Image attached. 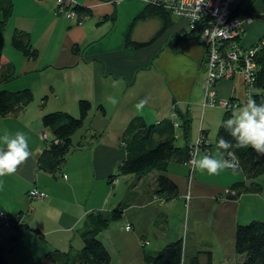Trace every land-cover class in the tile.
<instances>
[{
    "label": "crops",
    "instance_id": "0c3cea01",
    "mask_svg": "<svg viewBox=\"0 0 264 264\" xmlns=\"http://www.w3.org/2000/svg\"><path fill=\"white\" fill-rule=\"evenodd\" d=\"M54 2L12 0V15L0 25V52L12 62L16 76L2 88H29L34 97L18 116L0 117V135L24 132L31 152L15 174L0 177V212L10 215L13 223L0 220V243L7 246V264H53L48 252L79 250L86 214L109 211L119 202L125 205L123 218L97 235L110 254L111 264H146V255H155L179 239L182 264H189L194 254L201 264H239L234 251L237 224L264 220V188L233 199L226 197L230 185L247 183L241 170L240 175L226 169L213 176L201 172L195 163L190 173L185 162L170 161L166 175L176 184L178 194L169 201L154 193L152 181L158 171L138 180L133 175L118 176L112 184L108 180L124 158L120 137L135 116L151 123L173 116V108L187 110L191 117L201 107L205 118L199 125L191 120L187 141L202 135L199 153L215 155L218 151L215 138L224 113L216 110L224 108L202 107L204 48L189 38L175 39L185 23L173 15L169 28L150 45L140 50L125 47L128 25L145 6L143 0H73L90 10L81 19L57 15ZM129 2L134 11L116 30L118 7ZM242 6L264 15V0H250ZM159 27L153 18L139 22L130 37L137 42L149 41ZM16 29L28 32L29 41L39 52L36 60L25 59L11 47L9 40ZM243 32L241 45L251 46L263 37L264 21L253 17L244 22ZM73 44L78 45L79 54L72 53ZM41 72L45 77L40 79ZM236 77L241 76L220 80L214 89L218 98L238 100L241 106L244 99L237 96L240 84ZM40 90L43 94L37 97ZM43 96L48 101L41 109ZM79 99H88L92 109L71 140L77 144L96 133L97 141L72 151L54 176L37 170L35 161L44 148L43 137L51 139L50 132L41 127L40 116L53 110L76 116ZM142 100L146 103L138 109L136 105ZM187 141L181 139L179 146ZM34 188L44 193V200L26 198ZM14 236L19 237L11 247L9 240Z\"/></svg>",
    "mask_w": 264,
    "mask_h": 264
},
{
    "label": "trees",
    "instance_id": "16d2710c",
    "mask_svg": "<svg viewBox=\"0 0 264 264\" xmlns=\"http://www.w3.org/2000/svg\"><path fill=\"white\" fill-rule=\"evenodd\" d=\"M143 3H145V6L138 11L128 25L129 29L124 41L125 47L140 50L159 38L170 26L172 14L168 10L161 5L147 3L144 0ZM249 6L243 7L241 2L235 0V3L230 7L231 15L243 16L249 19L255 17L260 21H264V15L253 14ZM70 8L75 10V17L78 19L90 13V10L85 8V6L75 5ZM11 15L12 0H0V25L4 26ZM109 16L111 19L114 17L112 14ZM151 18L158 20L160 25L151 40L144 42L133 40L130 35L135 25ZM186 31L185 23V28L179 34H176L175 39L189 38L197 42L200 30H188L187 33ZM263 40L264 35L251 45V48L254 47L256 49L252 53V60L256 65V69L253 73L252 85L254 92H252L251 96L256 100L257 104L264 103ZM9 42L11 47L16 52L21 53L25 59L36 60L38 58L39 52L29 41L28 32L14 30ZM71 51L74 54L80 53L77 44H73ZM15 77L14 65L0 52V117L18 116L34 99L33 93L29 88H20L19 90L2 88L3 84ZM46 100L47 97L43 96L39 108L44 109ZM98 106L103 112L102 105ZM77 107L78 114L76 115L78 116L76 117H73L75 115L72 116L66 110L43 112L40 116L41 127L50 132L51 139L43 137L44 148L40 151L35 161L37 170L54 176L65 164L67 156L72 151L77 150V148H88V146L97 141L98 134L90 133L87 138L81 139L77 144H73L72 135L84 125L87 115L92 109L91 102L88 99H79ZM224 111L216 132L215 145H217L216 141L219 136H223L232 142L233 147L229 152L234 153L238 157V170H241L247 180V183L236 181V183L230 185L226 197L233 199L247 192L258 193L264 188V154H259L250 147H236V141L222 126L223 121L231 118L233 111L225 109ZM173 113L171 117L151 123H147L140 116L132 118L125 126L126 128L120 137L121 144L125 150L124 158L117 165L116 173L108 178L109 184H112V181L118 176L133 175L135 180H138L148 173L158 171L152 181L154 193L164 196L165 201L177 196L176 184L167 177L166 169L170 161L186 162L188 159L191 143H188L187 140L191 129V117L187 110L182 112L177 108H173ZM180 137L182 140L187 141L183 146L176 144ZM219 150L223 152L222 149ZM227 153L224 152V156ZM124 211L125 205L121 202L113 205V208L109 211L92 210L84 217V223L80 229L79 238L83 243L82 247L71 253L53 250L48 252V258L53 264H111L110 254L102 242L98 240L97 235L115 221L121 220ZM9 217L11 216L9 215ZM10 221H12L11 218ZM234 234L235 255L241 257L239 264H264V220L251 219L246 223H238ZM18 237L10 238L9 244L11 247L14 246ZM182 250L181 239L171 241V243L164 245L157 254L146 255L144 260L146 264H182ZM6 252L7 246L0 243V264H7ZM189 264H201L197 254L190 257ZM206 264H210V261Z\"/></svg>",
    "mask_w": 264,
    "mask_h": 264
},
{
    "label": "built area",
    "instance_id": "2783aa9c",
    "mask_svg": "<svg viewBox=\"0 0 264 264\" xmlns=\"http://www.w3.org/2000/svg\"><path fill=\"white\" fill-rule=\"evenodd\" d=\"M147 3L162 5L172 15L186 23V33L191 30H200L197 43L205 49L206 75L203 83L204 104L218 106L225 110H232L236 103L232 99H223L216 96L215 83L223 79H230L235 73L236 63H240L246 88L245 103L253 90V73L256 65L252 60L255 48H243L237 43L240 38L242 21L231 15V5L234 0H144ZM71 1L55 0L57 14H63L67 18L75 17V11L70 8ZM251 22V19L247 18ZM183 37V35H182ZM223 44H227L223 46ZM204 137L199 135L190 144L187 165L192 171V165L196 159L195 149L200 150ZM225 160H231L229 153ZM30 198H43V194L37 189L28 193ZM3 222L9 224V215L0 212ZM129 227L126 225L125 227Z\"/></svg>",
    "mask_w": 264,
    "mask_h": 264
},
{
    "label": "clouds",
    "instance_id": "9594fccd",
    "mask_svg": "<svg viewBox=\"0 0 264 264\" xmlns=\"http://www.w3.org/2000/svg\"><path fill=\"white\" fill-rule=\"evenodd\" d=\"M116 103L115 100L112 101ZM146 101H140L136 107L143 108ZM222 126L236 141V147L248 148L253 151L264 154V103L257 104L256 100L249 95L246 103L239 106L231 118L222 122ZM218 151L215 155L199 153L195 149L198 159L194 161L195 166L208 175H218L220 172L231 169L236 173L239 168L238 157L229 152L233 147L231 141L223 136L217 138ZM0 177L10 176L16 173L18 167L25 163L31 156L29 151L28 137L22 131H16L14 134L5 131L0 135ZM222 149V151H219ZM228 152L231 160H225L223 153ZM3 187L0 182V188Z\"/></svg>",
    "mask_w": 264,
    "mask_h": 264
},
{
    "label": "rangeland",
    "instance_id": "374dc122",
    "mask_svg": "<svg viewBox=\"0 0 264 264\" xmlns=\"http://www.w3.org/2000/svg\"><path fill=\"white\" fill-rule=\"evenodd\" d=\"M238 2H241V3H243L244 5H246V4H248L249 2H250V0H237ZM133 3L132 2H129V3H127V4H124V5H122L121 7H118V20H117V22H116V26H117V29L116 30H118L119 29V27H121L120 25L121 24H123V23H125V22H127V19L129 20V17H131L130 16V13L132 12V11H134L133 9H134V6L132 5ZM259 4H261V1H259L258 2V5ZM152 29H153V26H152ZM179 34V33H178ZM246 34V33H245ZM41 74H44V72H41L39 75H40V79L41 78H44L45 77V75H41ZM238 81V83L240 84V86H238V89H237V96L239 97V99H241L242 100V97H243V99H244V102L242 103V104H244L245 103V88H243V86L241 85V83H242V78L241 77H236L235 78V81ZM242 87V88H241ZM202 90H203V88H202ZM43 94V90H40L39 92H38V94H37V97H39V96H41ZM47 97H49V94H47ZM50 98V97H49ZM224 99V98H223ZM225 99H229V98H225ZM49 100H53V99H49ZM204 100V90H203V99H202V101ZM47 101H48V99H47ZM235 101V103H236V106L234 107V108H236V107H238V106H240L239 105V101L238 100H234ZM241 104V103H240ZM241 104V105H242ZM204 101H203V104H202V107H204ZM206 106V105H205ZM212 106H214V105H212ZM208 107V106H207ZM204 108L205 110H209V108ZM218 107V106H217ZM233 108V109H234ZM217 112H219L220 114L221 113H224L225 111H224V109H221V110H216ZM234 111H235V109H234ZM195 112H198L197 114L196 113H194V111H193V114L191 115V120H194V124H198L199 125V123H201V121H202V119L203 118H205L204 117V115H203V112H202V109H201V107L198 109V110H196ZM78 114V113H77ZM71 115V114H70ZM73 116V115H72ZM76 116H78V115H76ZM76 116H73V117H76ZM180 143H181V139H178V141L176 142V144L177 145H180ZM224 159H225V157H223ZM231 170V169H230ZM231 172H232V170H231ZM238 175H240V170H238L237 172H236ZM232 174H235V173H232ZM120 178H121V176H120ZM12 187L13 188H15L16 187V184H13L12 185ZM186 196H190V192H187L186 193ZM26 198H27V196H26ZM39 200H42V199H40V198H38ZM0 220H1V218H0ZM2 221V220H1ZM8 222H9V224H11L12 223V221H10V219L8 220ZM0 229H2V227H0ZM238 258L240 259L241 257H239L238 256ZM240 262H241V260H240Z\"/></svg>",
    "mask_w": 264,
    "mask_h": 264
},
{
    "label": "bare ground",
    "instance_id": "6f19581e",
    "mask_svg": "<svg viewBox=\"0 0 264 264\" xmlns=\"http://www.w3.org/2000/svg\"><path fill=\"white\" fill-rule=\"evenodd\" d=\"M69 1H71V3H70V7L72 6V7H74L75 5H78L77 3H74L73 2V0H69ZM234 3H235V0H234ZM153 4V3H152ZM80 6V5H79ZM162 6V5H161ZM163 7V6H162ZM54 10H55V13H56V7H55V2H54ZM74 10V9H73ZM75 11V10H74ZM57 14V13H56ZM57 15H62V16H64L63 14H57ZM75 15H76V13H75ZM65 17V16H64ZM236 17H238V16H236ZM65 18H67V17H65ZM71 18H74V17H71ZM71 18H68V19H71ZM83 18V17H82ZM238 18H240L241 19V21H242V29H241V35H240V38H238L237 39V43L239 44V46H242L243 48H251V46H248V47H245V46H243V45H241V43H240V40L242 39V37H243V35H244V32H243V27H244V22H246L247 21V18L246 17H243V16H239ZM255 18V17H254ZM251 20H252V18H251ZM248 23H249V21H247ZM176 37V36H175ZM180 39H183V38H180ZM262 42H264V40L262 41ZM227 44H223V46H226ZM202 46V45H201ZM203 47V46H202ZM204 48V47H203ZM254 48V47H253ZM204 52H205V49H204ZM205 58H206V56H205ZM236 67H235V73L236 74H233L232 76H231V78L234 76V75H239V76H241L242 77V75L240 74L241 72H242V67L243 66H241V64L240 63H236V65H235ZM204 67H205V60H204ZM205 75H206V67H205ZM204 78H205V76H204ZM230 78V79H231ZM205 80V79H204ZM203 83H204V81H203ZM242 85H243V88H245V85H244V77H242ZM202 88H203V85H202ZM252 88H253V85H252ZM252 92H254V88H253V90H252ZM252 92H251V94H252ZM245 97H246V88H245ZM187 161H188V159L186 160V165H187ZM188 166V165H187ZM189 167V166H188ZM192 168H193V165H192ZM191 170V169H190ZM192 171H193V169H192ZM192 171H190V173H192ZM34 189H36V188H34ZM34 189H32V190H34ZM38 190V189H37ZM29 191H31V190H29ZM29 191L26 193L27 195V197L28 198H30L29 197V195H28V193H29ZM39 191V190H38ZM39 192H41V191H39ZM42 193V192H41ZM43 194V198H42V200H44L45 198V195H44V193H42ZM186 198H188V196H186ZM31 199H38V198H31Z\"/></svg>",
    "mask_w": 264,
    "mask_h": 264
}]
</instances>
